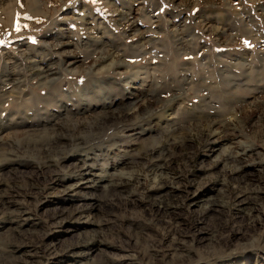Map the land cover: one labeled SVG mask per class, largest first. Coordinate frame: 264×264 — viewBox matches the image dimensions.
Instances as JSON below:
<instances>
[{
  "label": "rangeland",
  "instance_id": "1",
  "mask_svg": "<svg viewBox=\"0 0 264 264\" xmlns=\"http://www.w3.org/2000/svg\"><path fill=\"white\" fill-rule=\"evenodd\" d=\"M6 70L33 103L0 106L19 155L0 161V264H264V0H0L12 92ZM69 118L104 136L29 156Z\"/></svg>",
  "mask_w": 264,
  "mask_h": 264
},
{
  "label": "bare ground",
  "instance_id": "2",
  "mask_svg": "<svg viewBox=\"0 0 264 264\" xmlns=\"http://www.w3.org/2000/svg\"><path fill=\"white\" fill-rule=\"evenodd\" d=\"M74 64H76V62L71 61L66 66V69L68 71H72L73 69H71V67ZM108 64H110V63H108ZM41 66L42 65H40V67ZM47 68L48 67L46 65L44 67L45 70L42 73L43 74L42 79H45L49 75V72H48ZM50 76L51 75L48 76V80L49 79L50 80L51 79H54V78H50ZM5 78H6V81L7 80H11L13 82V88H12V92L11 91L10 92H6V91H4V88L3 87H0V106L2 105V102L7 97H8L7 99H9V94L10 93L13 94V95H11V97L13 99V103H14V101L20 99V97L24 93V90L21 87V81H22L20 79L21 77H17L15 73H12V71L9 72V70H6ZM56 87H57L58 90H61V85L60 84H58V86H56ZM230 94L232 95V97L229 99L230 101H232L233 100L232 98L235 97V96L236 97H239V96L240 97H243L241 95H237L236 93H232V92L229 93V96H230ZM30 100H32V98H29V100H28L29 103H25V101L23 100L22 103L19 104V105H17L16 103H14V104L16 105L17 108H19V107L22 106V107L25 108V110H29V109H31V105H32L31 103H33ZM51 100L52 99H50L49 102ZM142 101H143L142 97H137V99H135L133 102H129L128 105H127V107L125 106L123 109L121 108L118 113H116V112L115 113H112L111 116L114 118L113 119V122H115L114 125H116V124L119 125L122 122L121 120H123L125 118H126V120H128L127 118L130 115H132L134 113V111L138 107H140L142 105ZM172 103H173V101L170 102V104H172ZM164 105H163V107H164ZM171 108H169V109H171ZM69 115H71V114H69ZM105 116H106V114H105ZM71 117H73V116H71ZM180 118L182 120L183 119H187V118L190 119V120H192V121L194 120V117L190 116L188 113H181L180 114ZM223 119H224V117L221 119V121H223ZM75 121H77V120H75ZM187 121H189V120H187ZM62 122H63V124L61 123L62 125L61 124L60 125H58V124L56 125V124H54V122L51 123L52 124L51 126L50 125H44L43 124V126L45 127L44 129L40 130V129L37 128V129L33 130L32 131L33 133L31 132V135H29L27 137V140L26 141L25 140L22 141L23 144L25 143L27 145H30V146L33 145V147H37L36 149L35 148H32V150H28L29 156H32V157H36V156L38 157V156H40V157H42L44 159H49L50 156H51L50 154L52 153V151L56 150L59 147H62L63 150H64L63 153H66L68 147L71 144H73V142H75L76 145H80V144H84V145L86 144L87 145L88 143L94 142V141L100 139L102 136H104V132L102 130H99V129L95 130L94 132L93 131H85V132L83 131V132L75 133L73 131L75 129H77L78 127L77 128L75 127V129H74V127H73L74 124H75L74 120H70V118H69V119H64V121H62ZM174 123L178 124L179 122H176L175 121ZM20 124H22V123H20ZM47 124H49V123H47ZM76 124H78V123H76ZM172 125H175V124H172ZM13 126H15V125H12L10 127H5L3 125H0V161L7 162V163L11 162L12 164H15V162H17V159H15V157L19 156L18 155L17 147H15L16 145L13 142L4 141L3 136L1 135V133L3 131H5L7 129H11V127L14 128ZM101 126H102V124H101ZM103 127H102V129H103ZM16 144H18V143H16ZM20 144H21V142L19 143V145ZM22 146H24V145H22ZM46 146L48 147V150L47 151L46 150L43 151V148L46 147ZM34 150H35V152H34ZM37 154H39V155H37ZM115 179H117V180L116 181H114V180L112 181V185L114 187L113 190L121 193V191H123V189H121L119 187H120V183H122V179L121 178H115ZM32 184L33 185H36L34 182ZM2 202H3V204L6 205V203L9 202V201L8 200H2ZM85 212L86 211L84 209H77V210H74V211H68V212H64V216L63 217L73 218L74 216L82 215ZM176 231L177 232H180L181 229L176 228ZM101 236H102V234H99V236H97L98 238L97 237H93V238H91L90 241H87V242H85L83 244H80V245L83 246V247L91 248L92 249L95 246H99V245L102 244V241L99 238ZM155 244H156V242H153L152 241V242H149L147 246L148 247H151V246H153ZM5 246H7L8 250H11V252H15L16 250L17 251L22 250V246H27V244L22 245L20 243L18 244V242H16V241H9L8 243L5 244ZM10 262H12L13 264H21L18 261L17 256H15V255L11 256ZM102 264H115V263L114 262H111V263H108L107 262V263H102Z\"/></svg>",
  "mask_w": 264,
  "mask_h": 264
},
{
  "label": "snow or ice",
  "instance_id": "3",
  "mask_svg": "<svg viewBox=\"0 0 264 264\" xmlns=\"http://www.w3.org/2000/svg\"><path fill=\"white\" fill-rule=\"evenodd\" d=\"M20 18H21L20 17V14L17 13V21H16V25H15L17 31H19L20 30V27H21V25L19 23ZM24 18H29L30 19V17H24Z\"/></svg>",
  "mask_w": 264,
  "mask_h": 264
}]
</instances>
